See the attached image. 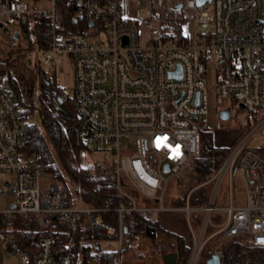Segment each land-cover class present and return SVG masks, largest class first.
I'll return each mask as SVG.
<instances>
[{"label": "built area", "instance_id": "obj_1", "mask_svg": "<svg viewBox=\"0 0 264 264\" xmlns=\"http://www.w3.org/2000/svg\"><path fill=\"white\" fill-rule=\"evenodd\" d=\"M189 16L196 24L193 38L183 29ZM179 20L181 32L173 26ZM37 21L47 23L49 42L44 48L36 43L39 60L53 72L64 58L70 62L73 81L63 97L75 100L83 144L112 155L97 175L111 178L125 201L98 207L78 197L69 204L54 181L42 186V155L27 153L28 128L0 81V173L13 175L0 190L7 198L0 207L7 223L0 226V250L12 240L11 220L33 218L34 231L57 224L65 237L58 247L60 234L48 232L35 252L7 250L19 264H78L79 257L82 264H121L123 215L157 218L166 209L170 178L200 154L201 132L209 126V67L216 71L221 109L231 115L229 104L237 103L250 124L204 181L212 183L206 203L191 206L187 197L180 207L191 233L187 264H197L213 237L220 255L218 245L237 235L264 247V150H258L264 149V0H0V27L12 36L28 23L29 35L36 37ZM259 134V144L250 146ZM236 174L245 188L243 203L232 202ZM227 176L230 202L218 206ZM192 210L201 213L197 229ZM106 211L117 212L116 224L104 220ZM214 211L224 213L220 222L212 221ZM210 227L215 229L207 233ZM103 238L115 239L117 250L101 249ZM106 253L111 258L104 259Z\"/></svg>", "mask_w": 264, "mask_h": 264}, {"label": "trees", "instance_id": "obj_2", "mask_svg": "<svg viewBox=\"0 0 264 264\" xmlns=\"http://www.w3.org/2000/svg\"><path fill=\"white\" fill-rule=\"evenodd\" d=\"M28 23H24L23 29L26 35H29ZM176 31L181 32L182 21H176L173 24ZM37 34L36 43L39 47H46L49 42L47 23L37 21ZM19 34V32H18ZM20 35V34H19ZM15 35L13 34V41ZM35 44H31L33 47ZM13 47L20 52L21 46H16L13 42ZM13 52L9 51V55ZM6 61L9 62L8 57ZM9 72V71H8ZM8 82L13 91V97L26 108L27 112L36 109L33 102V97L39 99V106L37 110L41 116V123L43 131L36 125L27 126L28 128V146L27 153L33 152L42 155L43 170L49 171L53 174L54 178L63 181L64 177L58 170L56 161L62 165L65 172L70 176L73 182L75 194L66 192L65 199L69 204H75L78 197L84 204L98 206V207H114L120 201H125L121 197L115 187L114 181L108 176L97 175L103 170L100 164H93L83 167L79 163V154L84 149H89L80 139L79 133L81 129L80 120L76 113L75 100L73 97H63L64 88L59 87L55 80L45 78L42 72H35V82L27 81L28 85L25 89L22 88L20 83L9 72ZM38 85V86H37ZM39 88L40 93L36 94V88ZM17 105V104H16ZM250 120L248 121V125ZM214 145L212 142L211 132L207 129L201 132V146L200 154L193 159L190 165V172L187 175V181L184 189L175 198H168L167 202L174 206H183L186 204L188 197L191 206L203 205L208 200L210 191V184H203L215 169L214 162ZM230 148L222 149V157L226 156ZM258 150H264L262 147ZM89 173V178L85 179L84 174ZM63 187L67 185L63 183ZM192 186V187H191ZM62 188V187H61ZM62 189L65 192V189ZM191 189V190H190ZM189 195V196H188ZM104 220L108 223H117V212L106 211L102 212ZM200 214H196L194 222L196 225L200 222ZM123 247L131 246L135 241L140 238L149 239L152 242L156 241L157 237L164 240L163 244H157L161 253L166 250H174L177 253L176 264H187L191 249L185 244L184 238L171 233L164 229L157 218H145L140 214L130 215L124 214L123 217ZM7 223L5 218L0 216V226L6 227ZM10 232H12V240L9 241L10 248L18 247L21 250L35 252L38 249V241L42 234L51 232L59 233V244L65 237V232L57 229V224L50 227L43 226L38 231H34L35 221L33 218H15L11 220ZM214 229L209 228L207 233H211ZM91 230L87 229L85 235L90 236ZM94 235L97 238L102 237V231L95 230ZM219 242L217 237L211 238L207 241L200 253L197 264H206V260L214 253V250ZM61 248V247H60ZM221 253V264H260L264 263V247L254 246L250 241L240 235L233 236L225 242L218 245ZM104 259L111 258L110 254H104Z\"/></svg>", "mask_w": 264, "mask_h": 264}, {"label": "rangeland", "instance_id": "obj_3", "mask_svg": "<svg viewBox=\"0 0 264 264\" xmlns=\"http://www.w3.org/2000/svg\"><path fill=\"white\" fill-rule=\"evenodd\" d=\"M133 8L135 7L134 4L131 5ZM190 17V16H189ZM195 19L191 16L189 19L186 20L184 24V31L189 34L190 38H193L194 27H195ZM19 38L13 41V36L10 34L8 30L0 27V81L5 84L7 87V91L9 95L12 97L14 102L17 104L18 113L21 117V121L24 125H36L43 131L42 123H41V116L39 111L37 110L39 106V99L33 97L34 106L36 109L30 111L28 113L26 108L22 105H18V102L13 97V91L11 86L8 82V74L11 73L12 76L16 77V80L20 83L23 89H25L28 85H26L27 81L35 82V72H42L45 78H49L51 80H55L56 84L59 87L64 88V90H70L73 76H72V68L71 64L67 58H64L62 62L57 66V70L55 72L51 71L50 67L43 64L39 59V51L36 46V39L30 33V35H26L25 31L20 27L19 28ZM16 43V46H21L22 50L18 52L15 47H13ZM33 45V47L31 46ZM13 52L9 55V51L12 50ZM6 57H8V61H6ZM9 71V72H8ZM215 75L216 71L213 67H209L207 69V73L205 75L206 79V89L208 93V128L207 130L211 132L212 142L215 147L214 149V162L217 164L221 157H222V149L229 147L230 149L236 144V142L241 138V136L245 133L248 128V116L237 103L231 102L229 105L231 107V115L228 119H222L219 115V110L224 106V103L217 97L216 89H215ZM38 86V85H37ZM36 94L40 90L37 87L35 90ZM206 130V129H205ZM260 134L258 137H254L251 142L250 146H255L260 142ZM112 155L100 150V151H91L90 149H84L79 154V163L81 166L86 167L93 164H101L105 165L110 162ZM58 170L63 175L64 180H58L54 178L53 174L49 171L44 170L42 177H41V184L42 186H46L49 184L50 181H54L61 190L64 188L63 183L67 185L68 189H65L64 195L66 192H71V194H75V189L73 182L71 181L70 176L65 172L62 165L59 161H56ZM191 165V164H190ZM190 165L181 172L180 174L173 176L170 178L166 190L164 206H169L167 199L176 197L180 194L182 189L187 187V175L190 172ZM13 177L12 174L8 173H0V190L3 182L9 178ZM203 183V182H202ZM201 185L209 183L210 191L208 197L211 195L212 191V183L204 182ZM197 184L195 187L191 188L192 190L197 186H201ZM192 187V186H191ZM230 183L229 177H225L224 180L221 182L217 197L215 200L216 205H227L230 202L229 194H230ZM190 189V190H191ZM233 194V203H243L245 199V188L239 178V174H236L234 179L232 188ZM15 194L10 193L8 195V199L14 200ZM209 199V198H208ZM7 205V198L6 196L0 192V207L5 208ZM200 214V211L192 210L190 212L191 215V223L197 229V225L194 222V217L196 214ZM185 213L176 210H163L161 213L158 214L159 220L163 221L165 226L171 225H184L185 222ZM224 213L223 212H213L212 213V221L220 222L223 219ZM201 220V217H200ZM199 228V227H198ZM215 229L214 227H211ZM163 244L164 240L160 237L156 238L155 242L150 241L146 238H140L138 241H135L131 246L124 248L121 251V264H162L161 260V252L159 251V247L157 244ZM100 247L104 250H117V242L115 239H102L100 241ZM167 251V250H166ZM18 256L17 255H10L7 260L6 264H18ZM253 264V262H251ZM89 264H93L91 259H89ZM264 264V263H260Z\"/></svg>", "mask_w": 264, "mask_h": 264}, {"label": "crops", "instance_id": "obj_4", "mask_svg": "<svg viewBox=\"0 0 264 264\" xmlns=\"http://www.w3.org/2000/svg\"><path fill=\"white\" fill-rule=\"evenodd\" d=\"M242 182V181H241ZM243 184V183H242ZM165 201V200H164ZM166 202V201H165ZM186 202H187V200H186ZM244 202H245V199H244ZM239 203V202H238ZM169 206H165L166 207V209H168V210H176V211H181V212H183V213H185L184 211H182L181 209H180V207H182V206H174V205H171V204H168ZM184 206V205H183ZM166 209H164V211L166 210ZM185 215V222H184V225L185 226H183V225H171V226H165L164 224H163V221H161V220H159V218L157 217V219H158V221H159V223H160V225L164 228V229H166V230H168V231H170L171 233H174V234H177V235H179V236H181V237H183L184 238V241H185V244L186 245H188L189 246V244H190V240H191V233H190V231H189V228H188V225H187V218H186V214H184ZM194 229H195V227H194ZM9 245H11L10 244V242H8V243H5L3 246H2V249L0 250V264H6V260H7V258L10 256V255H6L5 254V252L7 251V250H10V249H12V248H10V246ZM169 252H175L174 250H167L166 252H164V253H162L160 256H161V260H162V264H166L164 261H163V259H162V255L163 254H166V253H169ZM18 264H19V257H18ZM92 261V260H91ZM84 261H83V258L82 257H79L78 258V264H82ZM92 263L93 264H95L93 261H92ZM86 264H89V260H88V262L86 263Z\"/></svg>", "mask_w": 264, "mask_h": 264}, {"label": "water", "instance_id": "obj_5", "mask_svg": "<svg viewBox=\"0 0 264 264\" xmlns=\"http://www.w3.org/2000/svg\"><path fill=\"white\" fill-rule=\"evenodd\" d=\"M203 1V0H201ZM182 5L178 4L177 5V9H179ZM92 24V23H91ZM14 35H15V39H17L19 37L18 34V30L15 29L14 30ZM179 69H181V67H178ZM172 74H174V72H172ZM219 115L222 119H228L230 117V109L229 108H224L221 109L219 111ZM166 169H168V166H165ZM177 253L176 252H169L166 254L162 255V259L166 264H176L177 261ZM206 264H221V255L217 252H214L207 260H206Z\"/></svg>", "mask_w": 264, "mask_h": 264}, {"label": "flooded vegetation", "instance_id": "obj_6", "mask_svg": "<svg viewBox=\"0 0 264 264\" xmlns=\"http://www.w3.org/2000/svg\"><path fill=\"white\" fill-rule=\"evenodd\" d=\"M19 38V37H18ZM17 40V39H16Z\"/></svg>", "mask_w": 264, "mask_h": 264}]
</instances>
